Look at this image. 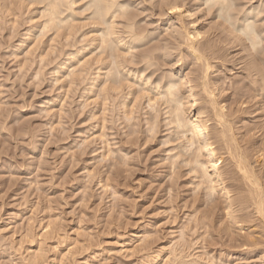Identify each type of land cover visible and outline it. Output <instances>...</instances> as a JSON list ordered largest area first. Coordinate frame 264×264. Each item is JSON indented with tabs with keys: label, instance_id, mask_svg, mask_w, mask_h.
<instances>
[{
	"label": "rangeland",
	"instance_id": "obj_1",
	"mask_svg": "<svg viewBox=\"0 0 264 264\" xmlns=\"http://www.w3.org/2000/svg\"><path fill=\"white\" fill-rule=\"evenodd\" d=\"M41 1L0 0V264H162L154 251L174 243L176 249L180 250L186 243L182 241L184 235H187V242H192L189 252L203 259L208 257L206 260L209 262L214 260L210 264L221 261L225 264H253L255 261V264H260L261 255L257 254L263 253L261 250L264 246L260 248L262 253L258 250L252 254L245 252L248 248H245L248 242L245 236L249 231L256 238L264 236V227L261 228L263 223L254 213V206H250L252 202L244 201V204L241 201L240 204V199H236L245 192L248 195L249 186L242 184L245 180L242 177L240 179L243 181L239 179L238 170L239 176L232 177L228 173L224 184L231 190L235 213L240 217L247 214L244 218L250 219V222H243L246 225L243 231L238 229L240 227H233L238 224L231 223V218L229 220L228 201L225 197L221 198L219 193H215L219 198L216 201L218 214L215 213L216 217H205L203 210L207 209V205L204 190L196 187L197 178L194 172L190 173L189 166L180 161V168L171 170L168 156L163 154L165 149L176 147L178 140H174V128L168 127V130L166 127L164 117L167 114L161 112L156 137H149L147 118L151 113L145 107L147 97L138 101L143 109L130 113L139 92L137 87L126 98V107L121 104L125 91L117 94L111 92V98L105 101L100 88L104 82L109 84L111 81L105 75L92 90L86 89L88 79L94 75L96 68L103 66L100 64L102 61L97 59L102 52L100 48H97L98 52L95 50L98 39L91 41L90 46H84L95 28L93 20L88 19L94 10L93 7L89 8L88 0H76L74 7L77 14L68 26L64 25L59 32L55 28H48L44 33L42 23L46 17L42 12L47 0ZM199 1L188 0L187 3L192 8ZM249 1L238 0L239 5H244V11L239 9L243 8L240 6L237 13L242 15L252 6H258L262 13L252 14L250 20L256 21L264 37V0ZM160 2L131 1L140 30L155 32L152 40L149 39L150 43L137 48L136 54L141 48L148 49L158 41H161V45L163 35L168 33H164L168 15L159 18L157 8L152 7ZM69 12L64 9L61 15L67 16ZM210 12L208 17L205 16L203 25H206V29L210 27L207 35L209 44L214 46V54L218 58L210 59L214 66L208 72L210 77L207 75L204 81L208 78L207 81L215 87L212 89H215L217 102L227 106L224 110L227 117L224 125L229 129L227 132L235 134L243 154L246 156L248 153L247 159L254 165L264 187V93H261L264 86L261 90L253 91L255 82L252 79L260 74H255L254 67L250 66L257 63L261 69L262 62L264 66V45L256 62H248L251 61L249 51L243 52L238 41L229 35L228 39L226 32L225 35L223 33V20L218 23L221 18L216 16L217 11L212 9ZM206 21L212 25H207ZM34 23L35 27H31ZM216 24H219V28ZM260 24L263 30L258 26ZM120 25L122 28V23ZM231 39L233 42H230ZM76 46H83L85 50L80 49L76 59L68 63L70 68L77 60L93 55L90 62L93 72L87 71V78L78 76L72 81L67 76L70 68L57 75L53 70L68 58V53ZM183 47L182 55L171 48L167 51L163 49L162 54L155 51L157 64L150 69L154 70L152 79L165 72L192 71L190 78L196 79V83L201 81L206 57L197 60L195 53ZM102 54L101 60H108L106 53ZM179 58L183 60V66L179 65L181 62L177 64ZM201 64L204 66L201 67ZM200 89L198 87L196 92L201 97L200 103L205 104L206 96ZM248 106L246 111H239V108ZM208 110L205 115L210 119L209 125L223 128ZM168 137L169 143L163 144L162 141ZM216 139L213 138V141L219 145ZM179 149L176 147L175 151ZM232 166V162L230 165L228 163L226 167L229 168L225 170H232ZM224 174L227 175L226 172ZM239 182L246 186L242 188ZM103 184L106 187H101ZM236 189L240 191L238 194ZM188 219L201 222V225L198 222L200 226H197V232L188 229L194 222L189 225ZM48 224L51 228L47 237L41 236ZM28 228L38 235L31 243L24 239ZM56 231L64 236L58 233L59 237ZM183 232L184 235L181 234ZM40 244L44 246L46 257L34 261L33 252L38 251Z\"/></svg>",
	"mask_w": 264,
	"mask_h": 264
},
{
	"label": "bare ground",
	"instance_id": "obj_2",
	"mask_svg": "<svg viewBox=\"0 0 264 264\" xmlns=\"http://www.w3.org/2000/svg\"><path fill=\"white\" fill-rule=\"evenodd\" d=\"M131 1H135V0H130L129 2H125L124 0H88L87 1L89 8L93 7L92 9H94L93 12L88 16V19L93 20V22H94L93 24L95 25V28H94V34L90 36L91 39H89L88 42H85L84 46H88V45L90 46V44L92 42H94L95 39L96 40L98 39L99 42H98L95 50H97V48L98 49L100 48V50L103 54L106 53V57H108V60H106V59L101 60L103 56L100 57L102 53L99 51L101 54L98 53L100 56H97V59L98 58L100 59V60L98 59L99 62L102 61L100 64L103 66L97 67L96 71L94 72V75L92 77L89 76L91 78L88 77L89 78L88 79L89 80V82H88L89 86L86 87V89L92 90L96 86V83L100 80V78H102L101 76L105 75V78L108 77L111 79V81H109V84L104 82V84H102V86L100 88L101 92L100 91L99 92L103 94L105 101H107L111 98V94H110L111 92H115V93L120 92L121 93V92L125 91V92H123L125 95H124V98H123V101L121 102V104H123L124 107H126V105H127L126 98H128L132 93H134L136 90V88H134V87H137L138 88L137 90H139V92L137 91L138 95L134 98L135 100H134L133 105H131L132 107L130 108V111H131L130 113L133 114L134 112L137 111V109L140 108V106H142L140 103H138L140 98H143V97L146 98L147 97L148 103H146L145 107L150 109V111L147 110V112L151 113V116L149 115L150 117L147 118V132H148L149 137L150 136L154 137L155 134L158 132L157 130L159 129V123H160L159 117L161 116L160 115L161 112H163L164 115L167 114V116L164 117L165 123L167 125L166 127L168 130H170L169 128H174V130H173L174 134H175L174 140L175 141L178 140L176 147H180V149L178 151H175L176 147H173L171 149L170 148L165 149L163 155L168 156L167 158H168L169 166H170L171 170L176 171V169L180 168L179 167L181 165L180 161H182L185 166L186 165L189 166L190 173L194 172V175L197 178V180L195 181L196 187L197 188L202 187L204 190L202 192H204L205 199H206V205H207V209L203 210L205 217L208 218V216L210 217V216L215 215L216 210H217L216 208L218 205V202H216V201L219 200V198L217 199L216 194L219 193V196H221V198L225 197L228 201V203H227V201H226V203L228 204L227 214H228L229 220L231 218V220H232L231 223L234 222L233 224H236V225L238 224L237 227H235V225H233L234 228L240 227L238 229H241L243 231L244 227H246V225L244 224L245 223L244 221L250 222L249 218H248V220L245 219L247 216L246 213H245L246 216H244V214H243V217H242V215L240 217L239 216L240 214H238L237 212L235 213V210L233 209V205H232L234 201L232 199L233 197L231 195L232 194L231 190L227 187L228 185L224 184V183H226L225 176H228L230 174L232 177H234V175H238V172H239V174H240L239 179L242 177L245 180L244 182H242V184L246 183L251 188L249 189V186H248V195L247 194L245 195V193H246L245 192V193H243L244 195L241 197L237 195L238 197H236V199H238V198L240 199V204L242 202L244 203V201L245 202L246 201L252 202L253 205H250V206H254L253 211L258 216V217L257 216L256 217L259 218V220L261 219V222L263 223V226H261V228H263L264 227V187L262 186L259 175L257 173V170H255L254 165H251L248 161L249 159H247L248 153L247 154L245 153L246 156L243 154L242 150L240 149V146L238 145V143L234 137L235 134L234 135L232 133L229 134L228 133L229 129H227L224 125L225 122H227L226 113L224 112V110H226L227 106L224 103L221 104L222 102H217L218 100H216L217 97H216L215 89H212V87H214V86L210 83V81H207L208 78H207L206 82L204 81V79H206L207 75L208 76L210 75V74H208L209 70L213 69V66H214V65H212L210 59L218 58L217 55L214 54L216 52L214 49V46L212 47V44H209L210 38H208V36H209L208 34H209V30H210L209 28L210 27L208 29H206L205 28L206 25L205 26L203 25V21H205V19H204L205 16L207 15V17H208V13L211 14L210 11H212V9H215V11H217V14L215 13L216 16L221 18L220 21H218V23L223 20V24L225 26L224 29L222 28L224 31L223 30H221V31H223V33L226 32V35L231 36V38L233 40H235L236 42L238 41V44L242 46L243 52L249 51L248 53H249V56L251 55V61H248V62L254 63L258 59L257 55L260 54L261 49H263V45H264L263 44L264 43V37L262 36V34H261L262 32L260 31V29L257 27L256 21L250 20V16L252 14L259 12V10H260V9H258L259 7L256 5H255L256 7H254V6H252L253 5L252 4L251 6L253 8L251 7L250 9H247V11H245L244 14L239 15L240 13H237V11L239 9H242V11H244V7H243L244 5L243 6L239 5L238 0H201L197 4H195L196 5L195 7H192V8L188 5V3H187L188 0H161V2L159 4L157 3L158 6L152 5V7L155 9L157 8L156 10L158 12L157 14H158L159 18H161V16L164 17L165 15L166 16L168 15V18L166 19V23H164V27H166V30L164 29L165 30L164 33L166 31H168V33L166 32V34H167V35L165 34L166 36L163 35V39H162L163 43L161 45H159V43L161 41L160 42L158 41V44L155 43V41H154V43H155L154 46H151L148 49L144 48L145 50L144 49L142 50V48L144 46H147L150 43L149 39L151 37H153V34L155 32L153 30L151 31L148 29L147 30H145V29L140 30V28H139L140 26L138 25V23L135 20L136 14L133 12L134 10L132 11V9H131V4H132ZM143 1L148 2V0H143ZM40 2H42V1L40 0ZM75 3H76V0H47V3L45 5L46 7L44 8V11L42 12L43 15L46 17L42 23V26H43L42 27V33H44L43 31H46L48 28H51V29L55 28L59 32L60 29L64 25L68 26V24H70L69 22L71 20L75 19L74 16L77 14L75 7H74ZM240 6L243 8H239ZM64 9H66L67 11H70L67 16H64L65 14L61 15ZM62 16H64V17H62ZM213 18L215 19L216 17H213ZM206 22H204V23H206ZM257 22L259 23V21H257ZM121 23L123 26L122 28L120 27ZM139 23H141V22H139ZM35 25L36 24L34 23L31 27H35ZM145 25L147 26L148 24H145ZM145 25H143V26H145ZM207 25H212V24L207 22ZM218 25H217V28H219ZM221 26H222V23H221ZM258 26L260 27L261 24ZM215 28H216V26H215ZM224 35H225V33H224ZM164 36H165V38H164ZM229 36H228V39H229ZM204 38H206L205 41L201 42L202 39H204ZM232 39L230 42H233ZM151 40H152V38H151ZM198 44H200V47L199 46L197 47ZM92 46H93V44H92ZM182 46H184V47L186 46L189 49V51H192L193 54L195 53L197 60L202 59V57H204V56L206 57L205 66H204V64H201V67L204 66L203 69L205 68L204 70L202 69L204 71V73H201V74H203V77L200 78L201 81L198 80L199 82L196 83V82H194L196 79L193 80L192 78H190L189 73H191L192 71L189 73H182V71H172L171 73L165 72V73H162V75L158 76L157 79H152V75H154L153 74L154 70L150 71V69H152V66L157 64L156 63L157 56H156L155 51L158 50L161 52L160 54H162L163 49L167 51V49L171 48V50L173 49V51L174 50L179 51L176 53H178L179 55L180 54L182 55V50H181ZM140 47H142L141 51L139 52V54H136L135 51L137 50V48L139 49ZM187 48H184V49H187ZM80 49L85 50V48H83V46L82 47L76 46L75 49H72V51L70 53H68V55L70 57L68 56V58H66L65 61L61 62L56 68H54V70H53L54 73H56V75H57V73L64 72L63 70L65 68H70L71 65H69L68 63L69 62L72 63V61H74L76 59V57L79 55V53L81 51ZM97 52H98V50H97ZM262 52H264V51H262ZM164 53H166V52H164ZM170 53L171 52H168V54H170ZM245 53H247V52H245ZM98 54L96 53V55H98ZM208 54L209 55L211 54V55L207 56ZM92 56H90L91 58L88 57L86 59L80 57L81 59L77 60L76 63L74 65H72L73 66L72 69L71 68L68 70L66 69L68 71L67 76L71 77L72 81H74L76 79L75 77H78V76H83V77L87 78V75L85 74V72H87V71L90 72L92 69V68L90 69V67H91L90 62H91ZM167 56H169V55H167ZM44 57H42V60H44L43 59ZM244 57H246V56H244ZM166 58H169V57H166ZM160 59H162V58H160ZM203 60H205V59H203ZM182 61L183 60L181 58L176 60V62H178L177 64H179L181 62V64H179L180 66H183ZM260 64L263 65V62ZM262 65H261V67H262L261 69H259V66H257V63H255L254 65L253 64L250 65V66H252V68L254 67L253 70H254L255 74H260L259 77H257L256 79H254V80L252 79V82H255V87L253 86L254 87L253 91L254 90H256V91L261 90V88H263V86H264V73H263L264 66H262ZM147 71H149V72H147ZM155 71H156V69H155ZM92 72H93V70L91 71V74H92ZM179 72H180V74H179ZM254 73H253V75H254ZM84 74L86 76H84ZM198 74H200V73H198ZM197 77H199V76L197 75ZM58 79L59 78H57V80ZM213 84H216V83L213 82ZM198 87L201 88L200 91H203L205 96H206L205 97V99H206L205 104H201L199 101L201 99V97H199L197 95V92H196ZM262 90H264V88ZM95 91H96V89H95ZM261 93H264V92H261ZM260 95H262V94H260ZM114 96H116V95H114ZM247 108H249V106L248 107H241V108H239V111L240 110L246 111ZM140 109H143V108L141 107ZM207 110L213 114V116H214L213 118H215L217 120L216 122H219V124L221 126H223V128L218 129V128H215V127H212L209 125L208 122L210 121V119H208L205 115ZM123 111L125 112V110H123ZM186 113H188V114H186ZM127 118H128V115H127ZM227 130H228V132H227ZM103 134H105V133H103ZM168 138H166L162 141L163 144L169 143L171 136L169 139ZM213 138H217L216 139L217 142L219 140V142H220V143H218L219 145H217V144L215 145L216 141L214 142ZM237 140H238V138H237ZM107 150H109V148ZM225 154H227L228 156H225ZM105 160H107V159H105ZM257 160H258V162L260 161L258 156H257ZM231 162L234 165V166H232V170L229 169V171H226L225 168H229L226 166H228V163L230 165ZM233 167H235L234 170H233ZM237 170H238V172H237ZM225 172L227 173V175L224 174ZM236 172H237V174H235ZM227 178H229V177H227ZM232 179L233 178H231V180ZM243 179H240V180L243 181ZM240 182H239V184H241ZM242 184H241V186H242V188H244L246 186V184H244L245 185L244 187ZM107 185H109V184H107ZM237 186H239V185H237ZM101 187H106V184L101 185ZM104 190H105V188H104ZM238 191H239V189L238 190L236 189V193ZM240 194L241 193H239V195ZM201 199H203V198H201ZM235 201H237V200H235ZM249 204H251V203H249ZM204 205H205V203H204ZM218 207L220 208L221 206L219 205ZM226 208H227V205H226ZM216 214H218V213H216ZM195 216H196V214H195ZM214 217H216V216H214ZM192 218H193V216H192ZM190 219H191V217H190ZM190 219H188L190 221L189 225L193 221L194 222L190 226L191 228L188 227V224H187L188 229H191V230L194 229V231L197 232L196 230L201 225V222H199V220H198L199 218L194 219L193 221ZM198 222L200 223L199 226H198V224H199ZM203 227H204V225H203ZM248 227H250V226H248ZM50 228L51 227H49V224H48V226L46 227L44 232L41 234V236L42 235L43 236L48 235ZM253 231H255V230H253ZM51 232H54V231H51ZM186 232H188V231L185 228V233ZM228 232H230V231H228ZM58 233L56 231L55 234L57 235ZM191 233H192V231H191ZM51 234H50V236H51ZM181 234L184 235V232ZM60 235H59V237H60ZM37 236H38L37 234L32 232L31 228H28L27 232L24 236V239H26L27 241H30V243H31V242L35 241ZM61 236H64V235H61ZM186 236L187 235H184V237H182V241H186V243L183 246L184 248L182 247L180 250L176 249L175 243L174 244L171 243L172 245L167 244L165 246L160 247V249L155 250L154 252L158 253V259L157 260H161L162 264H178V262H180L182 264H210L211 262L214 261V260H211V262H209L210 260L209 261L206 260L208 257L203 259V258L199 257V255H195V254L190 253L189 247L191 248L192 242L189 243L190 240L187 242L188 238L186 239ZM262 236L258 237L259 238L258 239L253 235V233L251 231H249V233H247V235L245 236V237H247L246 239H248L247 246H245V248L246 247H248V248H246L245 252L247 251L248 253H251V254L253 252H255L256 250H258V252H259L262 249L261 247L264 246V242H263L264 239H262ZM263 238H264V236H263ZM182 241L180 243H182ZM241 241L245 242V240H243V239ZM189 244H191V246ZM224 244H226V243H224ZM242 244L243 243H241V245ZM40 245L41 246L39 247L38 251L33 252L32 259L34 261L42 259V258L44 259L46 257L44 246H42V244H40ZM228 246H229V244H228ZM238 247H239V245H238ZM187 248L189 249L188 251L186 250ZM242 248H243V246H242ZM240 249H241V247H240ZM261 251H260V253H262V254H257V255H261L260 256L261 260L259 262H260V264H264V248ZM16 252H18V251H16ZM255 253H257V252H255ZM151 254H152L151 256H153V252H151ZM148 256H150V255H148ZM255 263H256V261L253 264H255ZM217 264H225V262L221 261Z\"/></svg>",
	"mask_w": 264,
	"mask_h": 264
}]
</instances>
